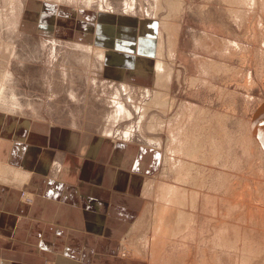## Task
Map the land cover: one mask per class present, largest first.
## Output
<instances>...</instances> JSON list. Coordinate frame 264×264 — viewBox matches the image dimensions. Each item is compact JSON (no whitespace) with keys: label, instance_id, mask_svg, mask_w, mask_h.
Wrapping results in <instances>:
<instances>
[{"label":"rangeland","instance_id":"rangeland-1","mask_svg":"<svg viewBox=\"0 0 264 264\" xmlns=\"http://www.w3.org/2000/svg\"><path fill=\"white\" fill-rule=\"evenodd\" d=\"M231 4L0 0L2 116L74 126L157 151L139 219L121 241L122 258H132L123 245L153 258L158 210L177 189L185 196L174 208L187 218L174 222L158 264H264V158L251 129L264 111V13L261 3ZM81 9L98 12V20L116 18L102 28V39L122 50L112 65L91 51L102 48L86 33L96 37L102 23L89 27ZM117 59L125 69L119 78L107 71H119Z\"/></svg>","mask_w":264,"mask_h":264},{"label":"crops","instance_id":"crops-1","mask_svg":"<svg viewBox=\"0 0 264 264\" xmlns=\"http://www.w3.org/2000/svg\"><path fill=\"white\" fill-rule=\"evenodd\" d=\"M77 13L89 27L109 20ZM102 24L89 42L113 60L122 50L98 40ZM20 116L0 114V264H149L122 258L120 249L157 170L155 148ZM23 191L32 204L21 200Z\"/></svg>","mask_w":264,"mask_h":264},{"label":"bare ground","instance_id":"bare-ground-1","mask_svg":"<svg viewBox=\"0 0 264 264\" xmlns=\"http://www.w3.org/2000/svg\"><path fill=\"white\" fill-rule=\"evenodd\" d=\"M225 3L228 2V3H232L233 5H243V6H247L246 9H249L250 7L251 8H255L256 7V3L260 4V9L263 11L264 13V0H224ZM88 3V2H87ZM89 3H91V1H89ZM231 4V5H232ZM230 5V4H229ZM181 2H179V10L181 11L182 10V7H181ZM256 9V8H255ZM230 10H234L233 9H230ZM233 12V11H231ZM237 11L234 10V13H236ZM76 14H74L75 16ZM86 15V14H85ZM90 15V14H89ZM264 15V14H263ZM95 18L97 19V15H95ZM235 16V15H234ZM237 16V14H236ZM89 17V16H88ZM103 17H106L107 18H112L114 17V15H110V17H108V15H102L100 17V19L102 20ZM235 18V17H233ZM237 18V17H236ZM69 19V18H68ZM119 21H126V20H123V18L121 19H118ZM234 20V19H233ZM259 20V19H258ZM263 20V19H262ZM261 21V20H260ZM235 22V21H234ZM258 23V22H257ZM262 23V21H261ZM105 24H102V27H104ZM49 28H50V32L54 30L53 28V25H49ZM59 32H62L63 30L62 29H58ZM63 33V32H62ZM86 37L88 39H90L91 35L90 33H86ZM98 40H103L101 38H98ZM99 42V41H98ZM230 44V43H229ZM236 46V45H235ZM234 46V47H235ZM116 48V47H115ZM91 51H95L96 54L98 53V57L100 58H103L106 60V56H104V49H100V51H97V49L93 50L91 49ZM236 52V51H235ZM118 66L120 67L119 68V71L118 69H114V68H108L107 71L108 72H112V73H116V71L118 73H121V76H123V73L125 72V69L121 68L122 66L121 63L124 62L123 59H117L116 60ZM149 63V62H148ZM107 64L108 65H112V61H110L109 59H107ZM217 66V65H216ZM215 66V68H216ZM154 69H156V67H153ZM137 69V68H136ZM114 71V72H113ZM216 71V70H215ZM217 71H218V68H217ZM129 72H132V71H129ZM137 73H141L142 70H138L136 71ZM135 73V72H134ZM125 76V75H124ZM155 77V76H154ZM246 79V78H245ZM252 79V78H251ZM247 80V79H246ZM246 82H249L246 81ZM250 83V82H249ZM0 93H1V89H0ZM264 108V107H263ZM6 115V114H5ZM2 118V117H1ZM1 118H0V121H1ZM264 111L262 112V114L260 113L259 116L257 117V120H255L253 123H252V133H253V136L254 138L257 137L258 139V143H257V140L256 139H253V140H256V143L258 144V146H260L261 150H262V154H263V158H264ZM14 125H16L17 123L14 122L13 123ZM19 125H22V126H30L29 122L27 121H21L19 122ZM172 130V129H171ZM172 132V131H171ZM256 136V137H255ZM252 142V141H251ZM4 167L0 164V177H3L5 176V173H4ZM172 195L169 196V197H166V198H163L165 201H166V205H162L161 206V209L158 210V215H157V222L155 224V233H154V237L152 238V247H151V252H152V255H153V258L152 259H144L142 257H137L138 255L139 256H142V253L140 251V247L137 248V247H133V249L131 247H129V249L127 247H124L123 245V254H125L126 256L128 257H134V258H138V259H142V260H145L147 261L149 264H158L159 262V259H160V253L161 251L163 250L162 248L168 244V239L170 238V236L172 235V232H173V227H174V222L176 221V219H181L184 218L186 219L187 218V215L183 212H180L178 209L174 208L176 207L175 204H181L182 203V200H184V196L185 194H180L179 191L176 189H170ZM24 196H28V199L29 201H31V204L35 201V199L32 200V196L29 195V193H25L24 192ZM172 201H171V200ZM22 201H24L22 198H21ZM28 201V202H29ZM33 201V202H32ZM193 201V200H192ZM26 203V204H30V203ZM171 203V205H170ZM170 205V206H169ZM173 206V207H172ZM233 207V206H232ZM239 207V206H238ZM238 209V208H237ZM246 209V208H245ZM243 211V210H242ZM245 215V214H244ZM243 215V216H244ZM259 215V214H258ZM255 216V215H254ZM246 218V217H245ZM252 218V216H251ZM244 219V218H243ZM253 219V218H252ZM252 221V220H251ZM249 223V222H248ZM134 225V224H133ZM132 225V226H133ZM131 226V227H132ZM241 228V226H240ZM239 229V228H238ZM130 231V230H129ZM129 231L127 232V234L129 233ZM242 232V231H241ZM127 234L125 235V237L127 236ZM125 237H124V240H125ZM240 237V236H239ZM241 238V237H240ZM123 242V241H122ZM165 248V247H164ZM128 249V250H127ZM171 264V263H170Z\"/></svg>","mask_w":264,"mask_h":264},{"label":"built area","instance_id":"built-area-1","mask_svg":"<svg viewBox=\"0 0 264 264\" xmlns=\"http://www.w3.org/2000/svg\"><path fill=\"white\" fill-rule=\"evenodd\" d=\"M24 196V192L21 193V197ZM28 203H31V201H29Z\"/></svg>","mask_w":264,"mask_h":264}]
</instances>
